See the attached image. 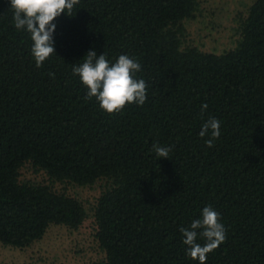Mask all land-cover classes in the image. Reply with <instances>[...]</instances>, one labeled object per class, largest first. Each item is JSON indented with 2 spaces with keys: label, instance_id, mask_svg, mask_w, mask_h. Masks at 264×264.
Segmentation results:
<instances>
[{
  "label": "trees",
  "instance_id": "1",
  "mask_svg": "<svg viewBox=\"0 0 264 264\" xmlns=\"http://www.w3.org/2000/svg\"><path fill=\"white\" fill-rule=\"evenodd\" d=\"M199 6L79 0L53 21L56 55L37 68L31 34L0 0V246L28 248L51 226L77 231L87 209L55 186L99 183L91 217L105 258L89 264H200L180 228L209 205L226 240L205 264H264V0L240 16L238 40L220 54L184 45ZM93 50L141 64L143 106L108 114L87 98L72 68ZM213 117L221 135L209 148L199 133ZM154 144L171 147L168 159ZM26 164L47 181L20 180Z\"/></svg>",
  "mask_w": 264,
  "mask_h": 264
},
{
  "label": "clouds",
  "instance_id": "2",
  "mask_svg": "<svg viewBox=\"0 0 264 264\" xmlns=\"http://www.w3.org/2000/svg\"><path fill=\"white\" fill-rule=\"evenodd\" d=\"M79 0H10L14 11V26L18 30H26L31 34L33 45L31 53L37 68L55 53L53 34L56 25L53 21L61 14L72 16V10ZM141 64L128 55H120L114 63L106 54L97 56L96 51H89L83 57V63L74 65L72 72L79 76L81 83L87 88V98L93 97L99 102L102 110L115 114L127 104L143 106L147 100V88L144 79H137ZM54 75V74H53ZM207 104L201 106V111ZM221 122L209 118L201 127L200 137L209 136L205 140L211 148L220 135ZM171 147L153 145V151L160 158L168 159ZM183 244L187 246V255L193 260L205 264L207 254L215 250L226 240L225 226L221 222L220 213L211 205L203 208L201 218L194 219L187 228H180ZM203 239L201 245L197 239Z\"/></svg>",
  "mask_w": 264,
  "mask_h": 264
},
{
  "label": "rangeland",
  "instance_id": "3",
  "mask_svg": "<svg viewBox=\"0 0 264 264\" xmlns=\"http://www.w3.org/2000/svg\"><path fill=\"white\" fill-rule=\"evenodd\" d=\"M254 0H199L195 18L185 22L187 32L184 45L194 46L204 52L220 54L232 49L238 40L237 22L245 15ZM29 164L20 171V180L36 183L47 181L42 172H34ZM80 200L89 217L77 231L62 226H51L43 238L25 249L0 246V264H89L102 261L105 253L95 237L92 207L99 197L100 184L91 187L56 185Z\"/></svg>",
  "mask_w": 264,
  "mask_h": 264
}]
</instances>
